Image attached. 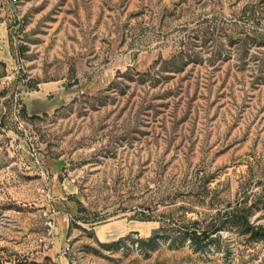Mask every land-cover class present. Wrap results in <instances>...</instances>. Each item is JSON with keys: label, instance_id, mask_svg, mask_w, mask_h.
I'll list each match as a JSON object with an SVG mask.
<instances>
[{"label": "rangeland", "instance_id": "obj_1", "mask_svg": "<svg viewBox=\"0 0 264 264\" xmlns=\"http://www.w3.org/2000/svg\"><path fill=\"white\" fill-rule=\"evenodd\" d=\"M0 264H264V0H0Z\"/></svg>", "mask_w": 264, "mask_h": 264}, {"label": "trees", "instance_id": "obj_2", "mask_svg": "<svg viewBox=\"0 0 264 264\" xmlns=\"http://www.w3.org/2000/svg\"><path fill=\"white\" fill-rule=\"evenodd\" d=\"M243 209L244 208H238L237 210L228 211L227 214L230 216L228 217L229 221L238 226L246 227L250 231H256L257 225H254L251 222L249 216L246 213L244 214ZM185 234L189 237L192 242H194V244L204 241L210 236L209 231H207L206 229H200L196 227H194L193 229H186ZM159 237L160 235L156 233L148 238L141 239L140 242L143 244L155 245L156 243H158ZM122 240L123 239H120L114 244H118Z\"/></svg>", "mask_w": 264, "mask_h": 264}]
</instances>
